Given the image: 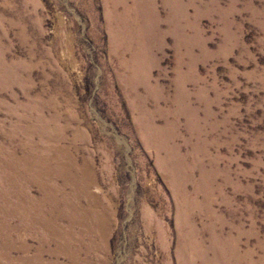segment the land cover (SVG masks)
I'll return each instance as SVG.
<instances>
[{"label": "rangeland", "instance_id": "rangeland-1", "mask_svg": "<svg viewBox=\"0 0 264 264\" xmlns=\"http://www.w3.org/2000/svg\"><path fill=\"white\" fill-rule=\"evenodd\" d=\"M0 264H264V0H0Z\"/></svg>", "mask_w": 264, "mask_h": 264}, {"label": "bare ground", "instance_id": "bare-ground-1", "mask_svg": "<svg viewBox=\"0 0 264 264\" xmlns=\"http://www.w3.org/2000/svg\"><path fill=\"white\" fill-rule=\"evenodd\" d=\"M55 149H56V147H55ZM57 150H59V149H56V150H53V152H52V154H53V156H55L56 158H59V160L62 158L63 159V157H64V152L62 153L61 152V154L59 153V152H56ZM18 162V161H17ZM61 162V161H60ZM27 164V163H26ZM63 167H64V165H63ZM3 170V169H2ZM79 172H80V175L86 180V177H85V175L83 174L84 173V170L83 169H81V168H79ZM18 173V172H17ZM39 176V175H38ZM60 176H58V175H56V176H52L51 175V179L52 180H57L58 178H59ZM66 178L68 179V182H66V183H63V185H65V187H67V186H69V185H71L73 182H72V180H73V175L71 176H67L66 175ZM19 179V178H18ZM5 180V179H4ZM91 182H87V180L85 181V185L83 186V188L84 189H87V185H89ZM51 188V187H50ZM50 188H48V190H49V192H51L50 193V196H52V194L55 192L53 189L51 190ZM56 204V203H55ZM104 219V216H103V214L101 213V212H98V222H102V220Z\"/></svg>", "mask_w": 264, "mask_h": 264}]
</instances>
